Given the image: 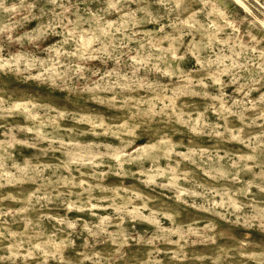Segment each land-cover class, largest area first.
I'll use <instances>...</instances> for the list:
<instances>
[{"label": "rangeland", "instance_id": "374dc122", "mask_svg": "<svg viewBox=\"0 0 264 264\" xmlns=\"http://www.w3.org/2000/svg\"><path fill=\"white\" fill-rule=\"evenodd\" d=\"M246 15L233 0H3L5 58L26 33L43 41L46 79L0 71V256L23 238L37 258L17 264H232L241 241L259 247L231 223L242 203L264 210V29Z\"/></svg>", "mask_w": 264, "mask_h": 264}, {"label": "clouds", "instance_id": "9594fccd", "mask_svg": "<svg viewBox=\"0 0 264 264\" xmlns=\"http://www.w3.org/2000/svg\"><path fill=\"white\" fill-rule=\"evenodd\" d=\"M55 2V0H53ZM233 2L238 5L240 8L244 9L247 13L246 16L237 17V24L241 23H250L254 27H259L264 29V3H261V0H233ZM23 3V0H22ZM169 3L179 6L182 3V0H169ZM255 5H259L258 8H255ZM3 7V0H0V8ZM255 8V13L253 9ZM6 11H16L15 8L5 9ZM258 14V15H257ZM249 17L251 18L249 20ZM3 34L0 33V41L3 40ZM11 45H20L21 49H26L24 55H11L9 54L8 58H5L3 54V49L0 48V71L5 72V74L20 75L25 74L26 79L23 81L25 85L29 81H34L38 86H43L46 74L40 72V61L33 59V57L43 56L45 54V44L43 41H36L34 37H29L26 33L25 36H20L18 40H12ZM40 72V75L33 76L32 72ZM104 89H100L103 91ZM52 92H55L56 89H51ZM4 101L0 100V112L4 111L3 105ZM17 143L27 146L28 142L25 140L17 141ZM6 175V174H5ZM3 178V177H0ZM51 199V198H50ZM247 207V204L242 203L239 206V210L234 213L237 217L236 220L232 223L233 228L244 229V240L253 241L252 230H257L261 237H264V210L257 212L253 216H247L243 209ZM61 223H67V228L71 230L72 233H75L77 224L76 222L71 221H61ZM24 244L13 243L11 251L14 255L10 257L0 256V261H3L4 264H17L18 259H24L23 254L32 256L33 259L37 257L33 255L35 253V248H33L32 243L27 241L26 238H23ZM260 246L257 247L254 243L245 244L241 241L239 248L237 249V255L232 258V264H264V240L259 242ZM29 249H32V252H29Z\"/></svg>", "mask_w": 264, "mask_h": 264}]
</instances>
